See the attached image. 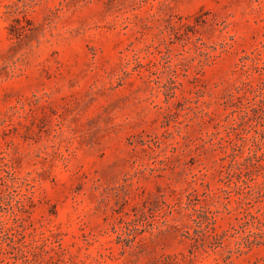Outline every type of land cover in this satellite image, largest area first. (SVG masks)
<instances>
[{
    "label": "rangeland",
    "instance_id": "1",
    "mask_svg": "<svg viewBox=\"0 0 264 264\" xmlns=\"http://www.w3.org/2000/svg\"><path fill=\"white\" fill-rule=\"evenodd\" d=\"M264 264V0H0V264Z\"/></svg>",
    "mask_w": 264,
    "mask_h": 264
},
{
    "label": "trees",
    "instance_id": "2",
    "mask_svg": "<svg viewBox=\"0 0 264 264\" xmlns=\"http://www.w3.org/2000/svg\"><path fill=\"white\" fill-rule=\"evenodd\" d=\"M25 264H32L30 260H26ZM43 264H66V261L62 259L61 257L56 258L55 256H51L50 259H48Z\"/></svg>",
    "mask_w": 264,
    "mask_h": 264
}]
</instances>
